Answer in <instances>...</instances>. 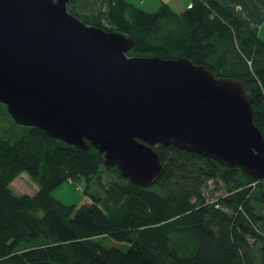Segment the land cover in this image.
Here are the masks:
<instances>
[{"label":"trees","instance_id":"obj_1","mask_svg":"<svg viewBox=\"0 0 264 264\" xmlns=\"http://www.w3.org/2000/svg\"><path fill=\"white\" fill-rule=\"evenodd\" d=\"M66 10L132 39L128 57L186 58L215 78L242 82L264 140V43L219 0H192L179 13L162 2L147 13L125 0H69ZM4 118L13 123L0 104V126ZM21 128L15 139L0 134V264H264L263 182L156 146L163 171L141 188L104 168L92 147L77 150ZM103 172L113 177L102 183ZM23 173L36 186L32 195L10 189ZM209 181L222 190L211 200L203 195ZM66 182H82L88 203L52 198Z\"/></svg>","mask_w":264,"mask_h":264},{"label":"water","instance_id":"obj_2","mask_svg":"<svg viewBox=\"0 0 264 264\" xmlns=\"http://www.w3.org/2000/svg\"><path fill=\"white\" fill-rule=\"evenodd\" d=\"M68 1L0 0V104L13 123L92 147L141 188L163 171L156 146L264 183V140L242 82L186 58L128 57L132 39L85 25Z\"/></svg>","mask_w":264,"mask_h":264},{"label":"rangeland","instance_id":"obj_3","mask_svg":"<svg viewBox=\"0 0 264 264\" xmlns=\"http://www.w3.org/2000/svg\"><path fill=\"white\" fill-rule=\"evenodd\" d=\"M125 1L135 7H139L140 9H142L147 13L155 11L159 4V0H125ZM184 1H189V0H184ZM171 7L176 9V7L172 3H171ZM21 127L22 126L15 125L14 123H11L8 119L4 118L0 126V134L5 139H15L22 134L23 128ZM112 177L113 175L111 173L103 172L101 174L102 183L107 182ZM76 188H80V191L79 192L76 191ZM82 188H83L82 182L79 183L66 182L52 189L50 195L52 198L61 202L64 205H75L78 207L84 202L88 203L87 198L83 196L81 193ZM10 189L16 195H20V194L32 195L36 190V186L23 173L12 181V183L10 184ZM220 194H222V190H215L214 185L210 181L206 183V186L203 189V195L207 200H211ZM115 246L122 250H124L126 247L125 244H115Z\"/></svg>","mask_w":264,"mask_h":264},{"label":"crops","instance_id":"obj_4","mask_svg":"<svg viewBox=\"0 0 264 264\" xmlns=\"http://www.w3.org/2000/svg\"><path fill=\"white\" fill-rule=\"evenodd\" d=\"M191 1L159 0V3H166L173 11L179 13L188 8ZM219 2L242 19L264 43V0H219ZM171 3L176 9L171 7Z\"/></svg>","mask_w":264,"mask_h":264}]
</instances>
